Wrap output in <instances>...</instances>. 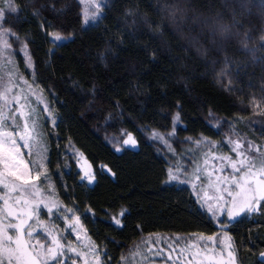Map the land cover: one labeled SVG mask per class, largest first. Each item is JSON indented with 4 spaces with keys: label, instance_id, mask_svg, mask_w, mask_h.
I'll list each match as a JSON object with an SVG mask.
<instances>
[{
    "label": "trees",
    "instance_id": "1",
    "mask_svg": "<svg viewBox=\"0 0 264 264\" xmlns=\"http://www.w3.org/2000/svg\"><path fill=\"white\" fill-rule=\"evenodd\" d=\"M12 3L19 10L6 15L4 26L19 36H10L15 47L27 43L34 63L29 71L13 51L16 69L43 90L56 114L53 124L39 109L47 181L63 204L78 209L103 264H120L145 235L209 236L225 222L238 264H261L264 215L216 221L197 203L192 187L166 182L179 142L204 137L221 142L218 150L229 153L224 139L234 132L244 144L264 147V130L251 124L264 109L261 0H244V10L238 0H106L99 21L87 26L77 0ZM129 10L136 15H127ZM233 10L256 52L244 51L233 37L205 53L202 34L216 22L230 23ZM47 31L70 39L53 47ZM176 113L180 119L174 123ZM154 130L167 143L153 138ZM126 133L137 140L134 147L123 145ZM88 165L95 175L91 185L80 176L81 166ZM40 212V219L59 226L64 243L72 239L58 213L49 216L43 206Z\"/></svg>",
    "mask_w": 264,
    "mask_h": 264
},
{
    "label": "snow or ice",
    "instance_id": "2",
    "mask_svg": "<svg viewBox=\"0 0 264 264\" xmlns=\"http://www.w3.org/2000/svg\"><path fill=\"white\" fill-rule=\"evenodd\" d=\"M83 2L84 0H81V3ZM238 2L241 10H244L246 7L244 0ZM90 3L94 6V10L84 11L85 26L90 22L99 21L103 15L102 5L105 0H90ZM261 8L264 10V0H261ZM18 10L12 0H7L6 6L0 7V264H64L61 257L66 251L76 254L83 264H103L100 250L91 242L90 237L85 236L89 242L79 248L72 246L71 241L65 244L63 242L65 237L59 226L40 219V209L43 206L49 216L54 217L58 213L62 217L65 225L75 233L77 241L81 240V233H86L81 216L77 214L78 209L63 204L56 196L54 185L50 182L46 188L40 186L42 178L46 179L48 175L44 156L47 146L44 142L40 114L30 102L29 94L35 96L37 103H43V111L47 113L48 119L53 124H56V114L43 96V90L41 89L40 94L37 95L36 90L28 85V81L20 76L16 69L9 37L14 36L17 40L20 38L10 27L4 26V21L9 12L16 13ZM53 11L62 10L53 7ZM233 12L230 23L216 22L211 26L210 31L202 34L201 38L207 45L205 53L211 48H222L233 37L238 38L244 51L256 52L255 47L249 46L251 37L248 32L241 33L243 24L236 18L235 10ZM126 14L136 15L131 10ZM33 15L39 16V10H34ZM171 15L175 19L176 13L172 12ZM135 23L134 19L133 24ZM45 35L50 38L53 47L57 46L58 42L70 39V36H65L60 31H47ZM21 43L25 64L28 68H33L32 57L27 52L28 45L25 42ZM261 47H264V37L261 38ZM100 59H105L104 55H101ZM224 62L228 63L227 57ZM223 74L222 71L221 75ZM18 80L28 85L27 92L20 87ZM179 119V113H176L173 122ZM152 137L167 143L165 137L155 130ZM193 143L195 149L189 151L206 149L201 152L202 163L200 160L193 161L191 176L186 177L185 181H181V166L177 165L175 170L169 168L166 182H191L197 203L201 208H206L214 220L224 213L227 221L236 219L242 213L264 215V150L259 147L253 148L252 142H249L245 148L239 137L235 140L227 139V144L231 145V152L235 157L217 154L216 149L221 146V142L201 137ZM136 144L137 140L132 133H126L123 145ZM23 150H27L29 159L25 158ZM115 150L121 151V146L117 145ZM227 169L231 171L228 172ZM81 170L83 171L81 180H87L92 184L95 175L91 166H81ZM202 177L207 180L206 185L200 184V192L204 193L203 196L196 191ZM208 188L213 189L215 195L209 196ZM113 220L115 224H121V220L115 216ZM226 227V222L220 224L221 229ZM38 229L42 231L45 239L38 238ZM194 235L195 242L189 237L181 245L179 241L184 238L176 237V243L168 245L172 252H177L178 249L177 260H183L184 264H238L237 250L227 231L219 237V250L216 247V234ZM148 251L151 252L152 249L149 248ZM131 255L139 256L142 262L147 259V253L142 251L140 245L135 246ZM259 255L264 258V251ZM169 259H172L171 253ZM73 264H76V261H73ZM261 264H264V260Z\"/></svg>",
    "mask_w": 264,
    "mask_h": 264
},
{
    "label": "rangeland",
    "instance_id": "3",
    "mask_svg": "<svg viewBox=\"0 0 264 264\" xmlns=\"http://www.w3.org/2000/svg\"><path fill=\"white\" fill-rule=\"evenodd\" d=\"M77 1H78V3L81 6L82 18L84 20V16H83L84 11L86 9L94 10V6L90 3V0H84L83 3H81V0H77ZM105 2H106V0H105ZM6 3H7V0H0V7H5ZM103 5H102V7H103ZM9 41H10V37H9ZM21 42L22 41H19V43H17V46L15 47L12 44V42L10 41V43L12 44L11 52L17 51L21 55V57H22V59L24 61V64H25L24 50L22 49V43ZM27 52L30 55L28 48H27ZM28 70L32 71V68H28ZM18 83H19L20 87L24 88V90L26 92L28 90V85H31L32 88H34L36 90V94L37 95L40 94V90L37 87H35L33 85V83H31V82L29 83L28 82V85H24L23 81H19V80H18ZM29 95H30V102L32 103V105L34 107L37 108L38 112H39V109L43 110V107H44L43 103H37L36 100H35V96L31 95V94H29ZM257 115L255 116V119L252 120L251 124H252L253 127H257V129L259 131H262V130H264V109H262L261 112L259 114H257ZM238 137L241 140H244V138H242L238 134H235L234 132H232V134H230L226 138L227 139L231 138V139L235 140ZM227 139H224V143L227 145V148L231 150V145L227 144ZM245 141L247 142L246 139H245ZM191 143L192 144L179 142V144H178L179 153H176L175 156H177V158L175 157L176 159L175 158L173 159L174 160L173 170H175L177 165L181 166V171H182L181 181H185L186 177H190L191 176L192 170L194 168V163H193L194 160H200V162L202 163L203 157L201 155V152H202V150H206V149H196L195 151H189L190 149H195L194 143L193 142H191ZM248 143H245V144L243 143L245 148H247ZM252 145H253V148L259 147V146H255V144H252ZM124 146L134 147L132 145H124ZM259 148L262 150V148H264V147H259ZM23 152H24L25 158L29 159L27 150H23ZM216 152H217V154H227V155H232L233 157H235L234 153L229 152V151H228L229 153H224V152L221 151V149L218 150V148L216 149ZM44 156H45V164H46L47 152L44 154ZM32 158H35V157H32ZM212 163H218V162L217 161H212ZM227 171L230 172L231 170L227 169ZM80 176L81 177L83 176L82 173H81ZM47 180H48V177L46 179L42 178V181L40 182L41 188H45V187H43L42 182H48ZM84 182L88 183L87 180H84ZM175 182L178 183V184H186V185H189L190 187H192L191 182H177V181H175ZM200 184L206 185L207 184L206 178L202 177L201 178V182H198V187L196 189V191H198V192H200ZM200 194H201V196L204 195L203 192H200ZM207 194L209 196H213V195H215V192H214L213 189L208 188L207 189ZM224 217L227 218L226 213L221 214L216 219V221H219L221 218H224ZM65 227H66L67 231L69 232L70 236L72 237V239L70 240L72 242V246L79 248L82 245L86 246L88 244L89 241L87 239H85V236H87L86 233H81V240L77 241L75 233H73L71 231V229L67 225H65ZM223 232H224V230L219 227V231L216 233V236H217V242H216L217 250H219V247H220L219 237L223 235ZM37 236H38V238H40L42 240L45 239L44 235H43V233H42V231L40 229L37 230ZM176 237L184 238V239L179 241V243L181 245H183L185 243V241L189 237H192V242H195V238H196L194 234H190V235H178V234H176V235H165V234L145 235V236L141 237L137 242H135L129 248V251L123 256L125 259H121L120 264H184L183 260H177L176 259V256L178 254V249H177V252H172V250L168 247L169 244H175L176 243ZM67 243L68 242H66L65 244H67ZM201 243H203V242H201ZM136 245H140L142 251L147 253V259L144 260L143 262L141 261V258L139 256L133 257L131 255V252L135 250V246ZM149 248L152 249L151 252L148 251ZM170 253H171L172 259H169V254ZM61 260L64 261V264H73V261H76V264H83V261L80 260L79 257L76 254L68 252V251H66L65 255L63 257H61Z\"/></svg>",
    "mask_w": 264,
    "mask_h": 264
},
{
    "label": "water",
    "instance_id": "4",
    "mask_svg": "<svg viewBox=\"0 0 264 264\" xmlns=\"http://www.w3.org/2000/svg\"><path fill=\"white\" fill-rule=\"evenodd\" d=\"M107 173L110 175V176H112V173L110 172V171H107ZM91 185V184H90Z\"/></svg>",
    "mask_w": 264,
    "mask_h": 264
}]
</instances>
